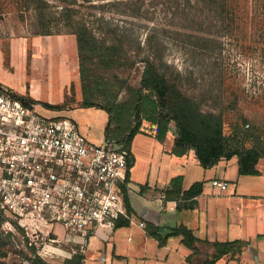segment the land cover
<instances>
[{
    "label": "rangeland",
    "instance_id": "obj_1",
    "mask_svg": "<svg viewBox=\"0 0 264 264\" xmlns=\"http://www.w3.org/2000/svg\"><path fill=\"white\" fill-rule=\"evenodd\" d=\"M197 1L45 0L55 20L67 5L97 35L119 41L127 53L118 68L85 71L73 35L61 25L51 35L37 34L35 5L30 0H0V84L38 102L32 109L39 115L70 119L91 144L100 145L107 113L77 105L83 101L105 104L114 97L122 100L124 93L112 75L137 86L144 61L151 58L201 112L221 117L225 134L244 118L264 131V0H227L224 10ZM45 104L64 105V110L52 111ZM156 143L143 134L132 143L133 167L140 179L148 174L150 150ZM3 216L0 233L3 238L11 235L4 248L5 262L20 264L16 252L31 256L30 239ZM55 233L64 237L59 225ZM36 242L31 245L35 255L50 264H64L73 255V246H55L61 252L45 254L40 252V236Z\"/></svg>",
    "mask_w": 264,
    "mask_h": 264
},
{
    "label": "built area",
    "instance_id": "obj_2",
    "mask_svg": "<svg viewBox=\"0 0 264 264\" xmlns=\"http://www.w3.org/2000/svg\"><path fill=\"white\" fill-rule=\"evenodd\" d=\"M128 159L123 144L93 145L70 119L41 116L0 89V210L26 231L29 246L38 236L45 254L73 246L86 264L92 240L130 219L123 202ZM211 186L225 190L228 183Z\"/></svg>",
    "mask_w": 264,
    "mask_h": 264
},
{
    "label": "crops",
    "instance_id": "obj_3",
    "mask_svg": "<svg viewBox=\"0 0 264 264\" xmlns=\"http://www.w3.org/2000/svg\"><path fill=\"white\" fill-rule=\"evenodd\" d=\"M172 139L169 135L152 147L144 179L134 171L131 143L123 193L130 219L120 218L128 224L116 226L110 234L100 232L85 254L86 262L203 264L215 253L213 243H228L232 251L215 264H264V162L257 166L258 175H239L235 159L204 170L192 151L172 155ZM212 180L226 181L228 186L220 190L211 186ZM194 184H200L197 193L186 195ZM181 227L196 239L199 253L193 263L187 261L191 250L176 234Z\"/></svg>",
    "mask_w": 264,
    "mask_h": 264
},
{
    "label": "trees",
    "instance_id": "obj_4",
    "mask_svg": "<svg viewBox=\"0 0 264 264\" xmlns=\"http://www.w3.org/2000/svg\"><path fill=\"white\" fill-rule=\"evenodd\" d=\"M30 1L35 5V23L39 27L35 33L51 35L60 27L58 25H61L66 33L75 38L82 70L87 71L91 67L118 68L123 65L122 59L126 58L127 53L123 50L121 43L117 40L110 42L106 37L97 35L73 8L63 6L55 20L54 14L46 10L45 0ZM60 1L64 2V0ZM197 2L207 6L214 5L222 10L227 7V0H198ZM176 13L182 14L180 9H177ZM229 15H233L232 11ZM112 78L119 85V90L124 93L122 100L114 97L105 104L83 101L77 105V107H94L105 110L108 118L104 128V142L123 144L130 151L131 143L138 134L149 135L156 142H164L167 136L171 135L173 139L170 153L182 156L192 151L204 170L213 168L222 160L235 159L239 175L259 174L257 166L260 162H264V131L258 130L252 124L248 125L245 118L225 134L221 117L201 112L192 100L183 96L174 84L170 83L166 74L151 58L144 61L140 82L137 86L128 84L117 74H113ZM83 80H85L84 76ZM0 89L20 100L29 109L38 104L32 98L12 93L1 84ZM44 107L52 111L64 110V105L45 104ZM197 187H200V184L192 185L186 195L191 197L195 195ZM186 195L181 196L186 197ZM127 211L130 213L128 209ZM4 221L5 217L0 210V228ZM122 224L126 225L128 221L121 222L118 219L116 226ZM14 228L22 230L16 226ZM176 234L181 236L182 243L191 250L187 261L193 263L192 258L199 253V250L195 246L196 239L191 230L181 227L176 230ZM10 236L8 234L6 238H3L0 233V264H8L5 262L4 248L7 246V237ZM229 245L228 243H213L215 253L203 264H215L219 257L232 251ZM28 250L31 256L23 251L16 252L20 256V264L23 262L50 264L35 255L33 246H28ZM80 260L81 256L77 252L64 264H79Z\"/></svg>",
    "mask_w": 264,
    "mask_h": 264
}]
</instances>
